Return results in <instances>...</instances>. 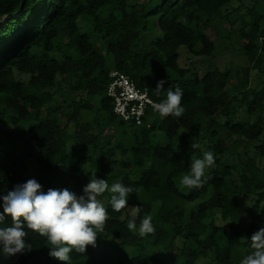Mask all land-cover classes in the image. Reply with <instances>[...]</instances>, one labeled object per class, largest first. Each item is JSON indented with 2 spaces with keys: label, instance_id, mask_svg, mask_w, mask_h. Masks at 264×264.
<instances>
[{
  "label": "trees",
  "instance_id": "1",
  "mask_svg": "<svg viewBox=\"0 0 264 264\" xmlns=\"http://www.w3.org/2000/svg\"><path fill=\"white\" fill-rule=\"evenodd\" d=\"M233 1L0 0V195L32 179L26 159L47 173L76 178L83 172L69 189L78 195L92 173L135 190L119 212L112 211L108 196L109 218L96 246L70 253L72 264H166L143 246L173 249L176 240L195 245H183L176 264H195L208 254L217 264H240L253 251L251 236L264 227V167L249 158L239 173L223 158L245 141L254 142L255 155L264 159V86H249V68L242 70L243 87H230L229 76L217 68L192 73L177 62L180 45L197 56L213 52L204 29ZM236 1L246 11L237 26L242 50L250 68L258 69L264 60V3ZM111 70L147 87L158 102L178 86L182 117L151 111L140 126L122 121L106 93ZM160 80L166 83L157 95ZM109 126L115 127L111 134ZM191 144L212 151L216 160L208 181L196 189L180 182L203 155ZM132 206H140L137 227L152 217L153 233L141 237L127 228ZM25 231L30 249L11 257L0 252V264L39 257L43 264H65L48 256L45 237Z\"/></svg>",
  "mask_w": 264,
  "mask_h": 264
},
{
  "label": "clouds",
  "instance_id": "2",
  "mask_svg": "<svg viewBox=\"0 0 264 264\" xmlns=\"http://www.w3.org/2000/svg\"><path fill=\"white\" fill-rule=\"evenodd\" d=\"M166 81L160 80L156 86V94L164 90ZM183 91L178 86L168 88L166 99L154 103L153 109L161 117H182ZM199 149L202 158L191 162L190 174L181 179L188 189L201 188L208 181L207 170L216 162L212 151H205L200 144H191ZM89 182L83 186L82 193L67 188H48L35 179L16 184L12 190L0 195V252L6 256H15L30 249L25 237V228L45 237L50 242L48 256L56 261L72 264L70 253H86L88 246H96L97 236L103 232L108 211L99 197L109 193V204L112 211L119 212L128 207L129 195L135 190L122 182L109 185L106 179L97 178L92 173ZM132 218L127 228L137 232L141 237L155 231L151 216H145L137 227L136 216L140 206L129 207ZM10 217V225L6 224ZM23 218V219H21ZM253 251L246 255L240 264H264V227H260L251 236Z\"/></svg>",
  "mask_w": 264,
  "mask_h": 264
},
{
  "label": "rangeland",
  "instance_id": "3",
  "mask_svg": "<svg viewBox=\"0 0 264 264\" xmlns=\"http://www.w3.org/2000/svg\"><path fill=\"white\" fill-rule=\"evenodd\" d=\"M263 2V0H260ZM251 0L244 1L245 5H251ZM245 6H241L239 2L234 0L231 4L227 6V8L223 11V16L218 19L213 26L207 27L204 29V33L213 41L214 49L210 55L197 56L189 53L185 46L180 45L177 48L178 59L177 62L180 67L188 68L192 73L202 74L208 70L219 69L220 71L226 73L229 76V86L230 87H243L245 81L242 76V70L244 68L248 69V79L249 86L254 88H261L264 86V60L258 69L250 68L248 59L242 50L241 42L239 39L237 26L241 18H245ZM81 25V23H80ZM83 29L86 30L84 25L82 24ZM93 39H99V37L95 34H91ZM65 91L67 90L64 89ZM62 90H58L55 94L56 101L61 96ZM259 116L264 119V112H260ZM251 120L257 118V115H253L249 117ZM115 124V123H114ZM7 130L12 131L13 126L8 124L5 126ZM107 133H112L115 130V127H106ZM17 145L15 155H20L21 146L18 141H14ZM254 142H245L242 144L231 154H226L223 158V161L226 164H229L236 172H243L244 166L249 158H255V162L258 166L264 167V159L255 155L254 152ZM25 164L27 167V174L35 178L42 186L44 191H47L48 188H56V189H73L75 186L74 182L77 177H81L84 175L83 172L76 173L75 177H67V174H58L56 172L47 173L41 170L38 165L30 159L25 160ZM116 172L117 168L114 165L113 167ZM66 183L67 186L63 185ZM108 194H104L103 197L99 198L102 203H105L108 198ZM194 204L186 205L187 208L194 206ZM233 238V236H230ZM244 240V236L241 238ZM183 245L188 246L191 249L195 248V245L192 242H185V244L181 240H176L173 244L174 248H170V245L165 246H152L150 244H146L143 246V252L147 255H155L160 257L164 263L166 264H176L179 257L180 248ZM238 252L241 255H244L245 249L243 246H240ZM44 258L39 257L35 258V260L28 262L27 264H43ZM209 261L210 264H217L214 260H212V255L208 254L206 258L198 259L195 264H204Z\"/></svg>",
  "mask_w": 264,
  "mask_h": 264
},
{
  "label": "built area",
  "instance_id": "4",
  "mask_svg": "<svg viewBox=\"0 0 264 264\" xmlns=\"http://www.w3.org/2000/svg\"><path fill=\"white\" fill-rule=\"evenodd\" d=\"M107 96L113 101L112 111L122 121L140 126L158 103L150 95L147 87H138L125 73L118 70L109 72L106 87Z\"/></svg>",
  "mask_w": 264,
  "mask_h": 264
}]
</instances>
